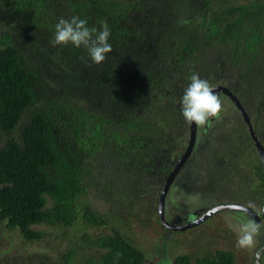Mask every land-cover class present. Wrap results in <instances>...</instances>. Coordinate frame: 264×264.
I'll list each match as a JSON object with an SVG mask.
<instances>
[{
  "label": "trees",
  "instance_id": "1",
  "mask_svg": "<svg viewBox=\"0 0 264 264\" xmlns=\"http://www.w3.org/2000/svg\"><path fill=\"white\" fill-rule=\"evenodd\" d=\"M234 1L0 0V221L41 241L46 233L35 226L71 228L79 217L109 225L85 202L97 180L120 184L126 175L132 200L136 190H162L188 144L181 108L193 73L240 99L264 146V0ZM72 16L98 31L109 25L105 62L94 64L83 46L52 45L55 24ZM218 95L234 113L198 127L175 182L255 208L264 200V164L235 105ZM215 136L212 157L181 178ZM85 240L105 252L82 264L146 262L117 230ZM175 264H235V255L221 250L195 263L183 255Z\"/></svg>",
  "mask_w": 264,
  "mask_h": 264
},
{
  "label": "rangeland",
  "instance_id": "2",
  "mask_svg": "<svg viewBox=\"0 0 264 264\" xmlns=\"http://www.w3.org/2000/svg\"><path fill=\"white\" fill-rule=\"evenodd\" d=\"M256 1L258 0H235L233 3L241 5ZM3 21L0 20V24ZM2 31L4 30L0 27V35ZM222 100L226 107L223 113H234L228 106L229 101L223 98ZM236 125L232 124L229 127L234 129ZM219 142L216 136L209 139L203 147L204 151L193 158L191 166L185 169L181 178L185 174L188 175V171H192L193 167L207 163L206 159L212 157L210 153L215 151ZM196 174L200 172L196 170L194 175L190 173L191 181L197 178ZM125 178H127L126 175L122 177L120 184L111 183L108 179L97 180L99 187L91 190L90 194L85 197L87 204L109 220L107 226L92 227L82 217H79L71 228L35 226L34 229L46 233L45 237L41 241H28L18 230H10L5 222L0 221V264H82L89 258L99 259L105 251L90 247L85 237L96 239L112 235L115 230L146 255V264H175V260L183 255L190 256L192 262L195 263L203 257H215L216 253L221 250L232 251L235 255V264H253L260 242L251 253L238 249L237 235L229 227V220L235 224L249 219L246 214L226 211L227 215L213 216L192 231L190 229L186 232L169 234L164 229L158 215L161 189L151 194L148 191L141 194L136 190L138 199L132 200V191L127 187ZM186 182L183 180L178 184L177 180L169 191L167 198L169 218L190 216L193 210H198L204 204L218 201L217 198L208 195L207 191L202 192L195 187L186 189ZM251 184L254 186L253 182ZM181 187L184 188L181 189ZM255 205L256 210L261 211V205ZM70 251H75V253L72 261L67 263L65 256Z\"/></svg>",
  "mask_w": 264,
  "mask_h": 264
},
{
  "label": "clouds",
  "instance_id": "3",
  "mask_svg": "<svg viewBox=\"0 0 264 264\" xmlns=\"http://www.w3.org/2000/svg\"><path fill=\"white\" fill-rule=\"evenodd\" d=\"M102 23V30L89 27L86 19L78 16L71 18L61 17L55 24L52 45L64 46L72 45L79 49L82 46L87 50L92 62L100 65L107 59V54L113 51L109 38L110 27L106 22ZM190 83L187 85L182 96V115L187 125L195 124L203 129L211 127L213 120H220L226 110L225 103L214 90L208 80L202 79L198 73H193L189 77ZM229 227L237 235V248L252 252L259 238L264 236V222L257 223L254 219L241 220L233 224L229 220ZM121 253H116L119 259Z\"/></svg>",
  "mask_w": 264,
  "mask_h": 264
},
{
  "label": "water",
  "instance_id": "4",
  "mask_svg": "<svg viewBox=\"0 0 264 264\" xmlns=\"http://www.w3.org/2000/svg\"><path fill=\"white\" fill-rule=\"evenodd\" d=\"M214 91L217 94H224L227 96L231 102L235 105L236 109L242 116L248 131L250 133L251 139L254 143V146L257 150V153L259 154L263 164H264V146L262 142L259 140V137L256 133V130L254 128V125L251 121V117L248 114L246 108L244 105L241 103L240 99L226 86L219 84V85H214ZM197 139H198V127L195 124H192L190 126V133H189V140L187 147L181 157L178 159L176 162L175 166L173 167V170L170 172L168 175L166 182L161 190L160 196H159V201H158V215L160 222L162 223L163 227L166 228L169 231H174V232H183V231H188L190 229L196 228L200 226L202 223L207 221L209 218H211L213 215L222 212V211H230V210H237L241 211L244 213L249 214L257 223H260L264 219V203H263V210H262V215L260 216L257 211H255L253 208H250L249 206L245 204H240V203H228V204H221L218 206H215L208 210L207 212H204V210H200L199 217L194 220L193 222H188L183 225L176 226L174 224H171L165 214V209H166V200L168 198L169 191L175 182L177 176L180 174L184 166L187 164V162L190 160L192 157V154L194 152V149L197 144ZM204 213V214H203ZM264 256V246L261 247L255 254L253 264H262V259Z\"/></svg>",
  "mask_w": 264,
  "mask_h": 264
},
{
  "label": "flooded vegetation",
  "instance_id": "5",
  "mask_svg": "<svg viewBox=\"0 0 264 264\" xmlns=\"http://www.w3.org/2000/svg\"><path fill=\"white\" fill-rule=\"evenodd\" d=\"M174 185H175V183H173ZM176 187H180V185H176ZM173 188V187H172ZM171 188V189H172ZM181 189H183L182 187H181ZM228 203H237V202H223V201H220V200H218L217 202H210L209 204H204V206H202V207H200L198 210H193V212H191L190 214V216H186V217H175V218H169L168 217V215H167V204H168V199L166 200V209H165V214H166V218H167V220L171 223V224H174V225H176V226H179V225H183V224H186V223H188V222H193L194 220H196L198 217H199V215H200V213H199V211L200 210H204V212H207L208 210H210L211 208H213V207H215V206H218V205H221V204H228ZM263 203H264V200H263V202H262V205H261V211H258V210H256V208H253L251 205H247V204H245V205H247V206H249L250 208H253L255 211H257L258 212V214L261 216L262 215V210H263ZM240 204H244V203H240ZM230 211H237V210H230ZM237 212H241V211H237ZM244 213V212H243ZM187 214V213H186ZM204 214V213H203ZM218 214H224V215H227V213H226V211H222V212H219V213H217V214H215V215H213V216H216V215H218ZM244 214H246L247 216H248V218L249 219H253L249 214H247V213H244ZM212 216V217H213ZM211 217V218H212ZM226 218V217H225ZM226 220H228L227 218H226ZM206 222V221H205ZM261 222H264V219L261 221ZM260 222V223H261ZM203 224V223H202ZM165 229V228H164ZM196 229V228H195ZM166 231H167V233H169V234H173V233H179V232H174V231H169V230H167V229H165ZM192 230H194V228L193 229H191V231ZM184 232H186V231H184ZM259 242H260V247L258 248V250L261 248V247H263L264 246V236H261L260 238H259ZM257 250V251H258ZM256 251V252H257ZM256 254V253H255ZM264 260V256H263V259H262V261ZM146 264V263H145Z\"/></svg>",
  "mask_w": 264,
  "mask_h": 264
}]
</instances>
